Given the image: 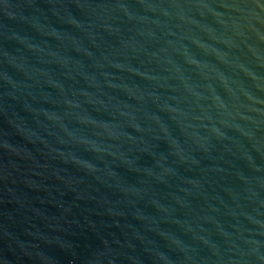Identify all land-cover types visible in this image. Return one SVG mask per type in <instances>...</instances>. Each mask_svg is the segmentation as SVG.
Wrapping results in <instances>:
<instances>
[{
  "label": "water",
  "instance_id": "obj_1",
  "mask_svg": "<svg viewBox=\"0 0 264 264\" xmlns=\"http://www.w3.org/2000/svg\"><path fill=\"white\" fill-rule=\"evenodd\" d=\"M0 264H264V0H0Z\"/></svg>",
  "mask_w": 264,
  "mask_h": 264
}]
</instances>
